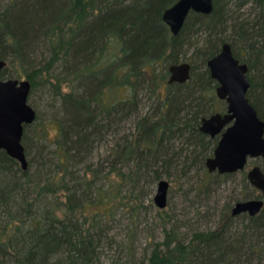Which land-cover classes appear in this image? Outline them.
Masks as SVG:
<instances>
[{
	"label": "trees",
	"instance_id": "trees-1",
	"mask_svg": "<svg viewBox=\"0 0 264 264\" xmlns=\"http://www.w3.org/2000/svg\"><path fill=\"white\" fill-rule=\"evenodd\" d=\"M177 1L67 0L59 8L56 3L48 10L42 0H36L35 5L26 6L21 12L8 9L0 14V57L7 63L11 55L13 63L24 58L22 43L31 24L27 25V19L43 24V35L52 45V61L27 74L32 89L44 68L49 71L59 59L73 75L72 80L83 77L87 81L82 82L90 86L87 95L61 94L64 111L72 116L70 122L65 119L61 123L55 140L57 162L52 176L41 181L30 172L27 129L31 124L25 125L23 135L27 170L4 150L0 151V264H99L104 228L98 213L103 210L87 214L84 197L94 179L85 176L79 183L84 187L81 199L76 185H70L69 168L72 161L80 162L92 151L94 143L117 119L123 122L138 110V90L153 95L158 108L138 117L135 135L125 137L114 154L113 161L120 162L121 168L112 163L108 174L114 173L123 186L135 183L134 177L155 170L159 161L166 166L168 159L171 161L172 155L177 154L174 152L177 142L185 145L190 155L194 154L193 163L204 165L219 141V137L211 138L200 130L202 119L218 112L214 92L218 82L212 79L207 61L221 51L224 43H230L235 57L248 64L251 86L247 96L264 120V0H236L239 7L255 5L258 13L253 22L234 19L233 38L226 35L227 0H214L209 15L190 12L180 33L174 36L163 20V13ZM24 14L31 16L25 19ZM196 24L210 36L197 53L204 69L198 72L192 65L188 82L169 84L168 67L179 63L190 27ZM3 40L12 49L8 55ZM238 43L244 46L245 55L240 54ZM160 62L169 63L165 71H157ZM9 77L7 64L2 79ZM118 91L127 94L118 100L108 96V92ZM43 150L41 146L40 153ZM178 156L184 158L182 152ZM41 164L51 168L52 161L43 158ZM125 166L129 167L128 173L122 171ZM154 172L160 179V172ZM240 174L244 181L248 180L246 170ZM224 175L217 173L218 178ZM60 191L65 195L64 202H58L56 197ZM109 195V200L116 197L114 193ZM47 196L51 199L41 210L37 202ZM251 196L242 194L241 198ZM243 217L247 222L234 233L235 221ZM141 264H264V208L256 216L246 213L232 216L228 210L226 221L218 229L197 231L189 241L175 227L166 230L165 239L153 245L146 262Z\"/></svg>",
	"mask_w": 264,
	"mask_h": 264
},
{
	"label": "rangeland",
	"instance_id": "rangeland-1",
	"mask_svg": "<svg viewBox=\"0 0 264 264\" xmlns=\"http://www.w3.org/2000/svg\"><path fill=\"white\" fill-rule=\"evenodd\" d=\"M42 1L44 9L48 7V10H52L56 3V8H59L58 5L67 3V0ZM228 1L225 6L226 19L229 20L226 35L233 38V20L235 19V22L242 20L253 22L257 19L258 12L255 5L251 3L239 7L236 0ZM34 2L36 3V0H0V14L8 9L21 12L26 6L35 5ZM27 16L24 14L23 18L27 19ZM29 21L27 19V25L31 23L26 25L28 37L22 43L24 58L22 61L17 60L18 63H13V55H11L8 63L9 78L28 79V73L40 69L52 61V45L43 35V24L37 20ZM188 35L178 62H188L194 65L198 72H202L204 69L202 58L200 59L197 53L210 37L209 33L196 24L190 27ZM1 36L3 39L4 32H1ZM215 39L216 37L212 36V40L215 41ZM2 42L5 46V53L8 55L12 49L6 45L5 40ZM237 45L240 47V54L245 55L244 46L239 43ZM168 65V62L167 64L160 62L157 71H165L164 67H168ZM72 77L73 75L66 71L64 61L55 60L49 71L44 68L43 72L36 77V86L29 95L28 102L37 111L36 121L27 129L29 160L32 161L30 172L35 174L36 180L45 181L47 177L55 173V163L57 162L54 152L56 150L55 140L59 136L61 123L65 119L70 122L72 116L64 111L61 94L87 95V90H90V86L82 82V79L85 80V78L80 76L82 79L74 81ZM59 84L60 87L57 88ZM162 92L166 93V90L163 88ZM214 92L216 94L215 90ZM108 93V96L113 100H118L123 94H127L121 91H118L117 94ZM225 107V101L217 97L215 109L221 112L225 110ZM157 108L158 102L153 95L147 90H138V110L123 122H119L118 119L115 123L112 122L109 130L102 133V137L94 143L92 151L84 156L82 161H72V166L69 168L72 179L69 181L70 185H76L75 190L78 192L79 198L85 197L86 213H98L99 210H103L98 213L104 228V240L99 247L101 255L99 264L144 263L148 254L151 253L153 245L165 239L166 230L175 227L178 229L179 235L189 241L197 231L216 230L224 224L228 210H232L236 203L235 199H242V194L252 195L251 198L261 194L248 180H243L240 172L218 178L217 173L208 171L206 162L204 165L201 162L193 163L191 160L194 154L190 155L188 151H185V145L179 142L174 150L177 154L172 155L171 161L168 159L166 166L162 165V161H159L154 166L155 170H147L146 173L142 171L145 174L134 177L135 183L123 186L114 173L109 175L112 163L116 164L118 169L121 168L120 162L113 161L117 146L123 143L125 137L132 138V135H135V123L138 117L154 113ZM41 146L44 147V150L40 153ZM181 152L182 155L184 154V158L178 156ZM48 157L52 161L51 168L41 164L43 158L47 159ZM188 158L190 159L188 160ZM256 164L264 169V158L251 159L246 172ZM122 171L128 173L129 167L125 166ZM154 171L160 172V179L157 180ZM95 174L97 177L94 178ZM85 176L94 180L90 186L91 189L87 191L88 193L81 197L84 187L79 183ZM161 180H166L170 184L165 208H159L155 202L158 183ZM111 190L116 197L109 200L107 195L112 194L109 192ZM107 192L109 194H105ZM30 196L34 197V194L30 192ZM57 196L58 202L66 201L62 191ZM50 199V196L40 197L37 202L40 205L38 207L44 210ZM101 199H103L102 202H100ZM246 222L244 217L237 219L233 232L240 231Z\"/></svg>",
	"mask_w": 264,
	"mask_h": 264
},
{
	"label": "water",
	"instance_id": "water-1",
	"mask_svg": "<svg viewBox=\"0 0 264 264\" xmlns=\"http://www.w3.org/2000/svg\"><path fill=\"white\" fill-rule=\"evenodd\" d=\"M214 0H179L163 13V20L174 36H177L190 14L209 15ZM7 61L0 57V151L4 150L18 161L23 170L29 166L23 144L25 125L36 121L37 112L29 104L32 89L28 79H2ZM212 79L218 82L217 97L225 101L224 112H215L201 121L200 130L211 138L219 137L213 155L206 160L209 172L232 174L246 170L251 159L264 158V120L250 102L247 93L251 83L248 78L249 66L241 63L233 53L230 43H224L221 51L207 61ZM168 83H186L191 79L192 65L188 62L168 67ZM250 184L261 192V197L236 202L232 216L248 214L256 216L264 208V170L254 165L247 171ZM170 184L166 180L158 183L155 202L165 208Z\"/></svg>",
	"mask_w": 264,
	"mask_h": 264
}]
</instances>
